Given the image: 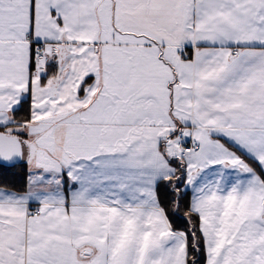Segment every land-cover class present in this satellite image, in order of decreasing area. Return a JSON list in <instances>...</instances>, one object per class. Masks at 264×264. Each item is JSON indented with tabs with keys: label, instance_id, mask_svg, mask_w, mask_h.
Instances as JSON below:
<instances>
[{
	"label": "snow or ice",
	"instance_id": "snow-or-ice-1",
	"mask_svg": "<svg viewBox=\"0 0 264 264\" xmlns=\"http://www.w3.org/2000/svg\"><path fill=\"white\" fill-rule=\"evenodd\" d=\"M0 173V264H264V0H0Z\"/></svg>",
	"mask_w": 264,
	"mask_h": 264
},
{
	"label": "trees",
	"instance_id": "trees-1",
	"mask_svg": "<svg viewBox=\"0 0 264 264\" xmlns=\"http://www.w3.org/2000/svg\"><path fill=\"white\" fill-rule=\"evenodd\" d=\"M13 171L18 172L19 169H15ZM5 179L8 180V181H12V180H16L17 182L19 181V178L17 176H13L10 173L7 174V175H5L3 173H0V180H5Z\"/></svg>",
	"mask_w": 264,
	"mask_h": 264
}]
</instances>
